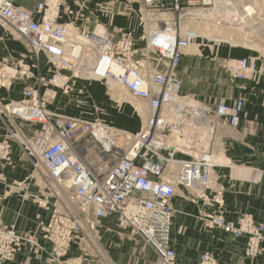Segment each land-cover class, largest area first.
I'll list each match as a JSON object with an SVG mask.
<instances>
[{
  "label": "built area",
  "instance_id": "1",
  "mask_svg": "<svg viewBox=\"0 0 264 264\" xmlns=\"http://www.w3.org/2000/svg\"><path fill=\"white\" fill-rule=\"evenodd\" d=\"M141 1L146 11H178L179 18L197 16L196 8L218 3ZM61 2L43 0L31 12L13 0H0V21L15 32L34 57L30 65L15 66L12 74L4 67L0 69L1 85L10 86L15 77L32 81L23 89L22 99L10 103L6 113L38 125L33 137L23 143L24 152L32 158V167L44 170L52 181L67 189L78 207L77 211H53L39 223L41 238L48 245L39 248L50 257L46 264H64L70 243L85 225L116 215L119 227H130L151 247L157 264H173L171 201L176 187L202 190L208 186L211 171L221 163L215 159L213 144L217 120L224 117L230 125H236L243 100L236 98L230 104L210 108L181 92L177 69L192 34L174 23L165 21L162 27L150 30L144 51L135 46L131 32L122 28L117 29L116 36L96 29L72 31L58 21ZM180 2L185 12H181ZM246 7L242 9V21L253 16ZM148 54L155 56V64L146 57ZM41 55L52 65L49 77L41 73ZM257 69L254 57H242L227 66L233 80L244 79ZM78 75L117 84L142 101L147 113L139 131L130 135L49 110L41 87L54 86L69 93ZM11 151L7 140L0 142V166L10 161ZM206 225L234 237L245 235L244 254L251 260L264 250V224L250 215L241 214L233 220L209 217ZM24 241L37 245L17 233L13 225H1L0 264L12 260ZM196 264L219 263L205 251Z\"/></svg>",
  "mask_w": 264,
  "mask_h": 264
},
{
  "label": "crops",
  "instance_id": "2",
  "mask_svg": "<svg viewBox=\"0 0 264 264\" xmlns=\"http://www.w3.org/2000/svg\"><path fill=\"white\" fill-rule=\"evenodd\" d=\"M41 1L13 0L15 5L31 12ZM256 2L264 21V0ZM141 6V0H63L58 20L69 24L74 32L96 29L116 36L118 28H125L134 32L137 43H142L138 40ZM65 7L70 9L69 13ZM239 54L241 58L254 57L258 69L244 79H230L228 95L216 92L204 97V89L193 88L187 81H184V91L181 88L183 94L189 93L211 107L230 104L236 98H242L243 107L236 125H230L224 118L217 120L213 144L221 163L211 171L208 186L202 190L176 187L171 201L173 264H196L205 251L219 264H264V250L252 260L245 256V235L234 237L218 227L206 225L209 217L233 220L241 214L264 224V46L242 47ZM31 61L23 42L0 22V69L4 66L13 69ZM31 84V80L15 77L10 86L0 85V142L7 140L12 147L10 161L0 167V226L13 225L21 235L37 243L24 241L21 250L4 264H46L50 257L39 245H48L41 238L39 223L53 211L78 210L69 191L52 181L42 169L35 170L32 158L22 148V142L33 137L38 126L6 113L9 104L20 101L23 89ZM80 86L76 81V87ZM41 89L48 96L49 110L75 116L72 106L68 112L65 110L61 95L49 96L48 87ZM76 90L70 94H76ZM63 261L64 264H157V256L140 235L130 227H119L116 215H111L85 225L74 236Z\"/></svg>",
  "mask_w": 264,
  "mask_h": 264
},
{
  "label": "rangeland",
  "instance_id": "3",
  "mask_svg": "<svg viewBox=\"0 0 264 264\" xmlns=\"http://www.w3.org/2000/svg\"><path fill=\"white\" fill-rule=\"evenodd\" d=\"M248 1L218 0V3L214 6L196 8L195 10L199 13L197 16L185 15L181 18H179L180 12L178 11L166 9L151 13L141 6V12L138 15L139 26L141 27L138 40L142 43L135 41L133 31L122 29L130 31L133 35L135 46L144 51H146L147 46V33L156 27L158 28V26L162 27L165 21L172 22L179 26L181 31L192 34L190 45L184 51L177 69V74L181 78L182 90L184 91V81H187L189 85H193V88L204 89L205 91L202 93L204 97L216 95V92L225 96L230 93V79H232L227 71L225 62H234L236 60H234V57L240 55L239 50L242 47L256 49L264 46V21L261 20L263 12L260 13L258 11L261 7L257 5L256 0ZM221 2L226 3L225 8L218 7ZM244 2L248 3L243 4ZM179 5L182 7L180 8L181 12L187 10L183 2H180ZM244 6L251 8L248 11L253 12V16L244 18L245 20L242 21L240 19L244 14L242 13ZM255 18H258L259 21L255 20ZM255 21H258V23L255 24ZM26 50L28 51L27 48ZM42 57L39 60L42 66L41 73L47 75L52 67L47 62V59ZM146 57L152 62L155 56L148 54ZM31 59H33L32 56ZM152 63L155 64V62ZM30 64L26 63V65ZM12 70V68L7 67L9 74H12ZM68 74L71 73L69 72ZM76 81L82 86L76 87ZM90 85L95 87L89 88ZM48 88L50 89L49 96L56 95L57 97L58 94L63 97L61 104L67 112L68 108L72 106L71 111L75 116L64 115L105 124L112 129L130 135L138 132L145 121L146 106L142 101L132 97L117 84L81 77L74 79L71 93L78 88L74 95L70 94V92L63 93L54 87ZM44 91L42 90L43 94H41L46 98L48 96ZM187 94L202 106L214 108L218 105L211 107V105L204 104L193 95ZM46 100L48 101V98ZM0 167L2 168V165ZM16 232L19 233L17 230Z\"/></svg>",
  "mask_w": 264,
  "mask_h": 264
},
{
  "label": "bare ground",
  "instance_id": "4",
  "mask_svg": "<svg viewBox=\"0 0 264 264\" xmlns=\"http://www.w3.org/2000/svg\"><path fill=\"white\" fill-rule=\"evenodd\" d=\"M225 4L226 3H224V2H221L220 3V5L218 6V7H224L225 8ZM62 5H63V0H62V2H61V6H60V12H59V15L61 14V10H62ZM251 9V8H250ZM249 9V7H246L245 8V10H247V13L248 14H250L251 13V11L249 12L248 10H250ZM64 10L66 11V12H68L69 13V11H70V9L69 8H67V7H65L64 8ZM67 10H69V11H67ZM59 17V16H58ZM37 18V17H36ZM234 20V19H233ZM59 21V20H58ZM0 22H2V21H0ZM60 22V21H59ZM3 23V22H2ZM61 23V22H60ZM230 23V22H229ZM232 23V22H231ZM234 23V22H233ZM236 23V22H235ZM62 24H67V23H62ZM6 25V24H5ZM68 26H69V24H67ZM7 26V25H6ZM8 27V26H7ZM70 27V26H69ZM11 29V28H10ZM70 29H71V27H70ZM72 30V29H71ZM73 31V30H72ZM20 40V39H19ZM21 41V40H20ZM65 51H67L66 49H65ZM32 56V55H31ZM41 56H44L46 59H47V57L45 56V55H41ZM40 56V57H41ZM33 57V56H32ZM33 59H34V57H33ZM47 62L51 65V63L47 60ZM51 67H52V65H51ZM4 70L7 72V66H4ZM51 70V69H50ZM49 70V71H50ZM48 71V74L47 75H45L46 77H49V75L51 74L50 72ZM70 71H63V73L64 74H66V75H70V74H68ZM8 74H9V71L7 72ZM71 73V72H70ZM79 76V78H81V76L80 75H78ZM179 76V75H178ZM104 81V80H103ZM107 82V81H106ZM42 87H52V86H48V85H44V86H42ZM41 87V88H42ZM54 87V86H53ZM54 88H56V87H54ZM57 89V88H56ZM222 118H224V117H222ZM224 119H226V118H224ZM227 120V119H226ZM228 121V120H227ZM135 124V123H134ZM37 125V124H36ZM38 126V125H37ZM217 126V125H216ZM216 131V130H215ZM26 141V140H25ZM24 141V142H25ZM24 142H22V148H23V143ZM24 150V149H23ZM216 150V149H215ZM215 159H217L218 160V154H216V158ZM220 161V160H219ZM44 171V170H43ZM45 173V172H44ZM179 186V185H178ZM186 188V187H185ZM172 215H173V213H172ZM239 216V215H238ZM117 218V217H116Z\"/></svg>",
  "mask_w": 264,
  "mask_h": 264
}]
</instances>
